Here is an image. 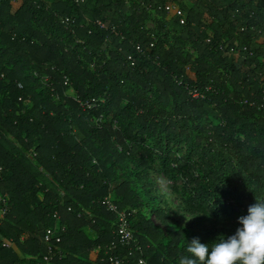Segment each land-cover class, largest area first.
Wrapping results in <instances>:
<instances>
[{"label": "trees", "instance_id": "16d2710c", "mask_svg": "<svg viewBox=\"0 0 264 264\" xmlns=\"http://www.w3.org/2000/svg\"><path fill=\"white\" fill-rule=\"evenodd\" d=\"M13 1L0 0V264H35L46 228L54 264H108L112 242L129 262L179 264L192 239L234 234L264 199V0ZM150 170L201 232L159 204Z\"/></svg>", "mask_w": 264, "mask_h": 264}, {"label": "clouds", "instance_id": "9594fccd", "mask_svg": "<svg viewBox=\"0 0 264 264\" xmlns=\"http://www.w3.org/2000/svg\"><path fill=\"white\" fill-rule=\"evenodd\" d=\"M238 223L240 227L227 238L221 235L210 244L198 238L188 241L190 255L181 256L179 264H264V199L255 197Z\"/></svg>", "mask_w": 264, "mask_h": 264}, {"label": "built area", "instance_id": "2783aa9c", "mask_svg": "<svg viewBox=\"0 0 264 264\" xmlns=\"http://www.w3.org/2000/svg\"><path fill=\"white\" fill-rule=\"evenodd\" d=\"M93 101L94 99L85 101L83 103V106L90 107ZM0 202L3 204L0 207V215H2L7 209L6 198L2 195H0ZM105 204L108 210L116 213L117 225L114 232L118 236V243L121 246L130 245L132 242H134V238L132 232L129 229L127 215L124 211L117 210L115 204L111 201L110 197L105 198ZM54 215L57 216L56 213ZM61 230H63V227L61 228ZM59 234L60 232L54 230L53 228H46L42 231V233L40 234V239L41 242L45 244L46 250L42 255L41 259L38 260L35 264H54L53 242L60 241ZM2 245L7 247L9 246V242L4 241ZM119 247L116 242H112V247L110 248L111 251H105V254L107 255L105 259L107 260L108 264H148L147 261L141 256L136 258L132 262H129L127 258H124L120 254L114 253L120 249ZM137 249H139V247H137ZM99 250L100 246H97L96 252H99Z\"/></svg>", "mask_w": 264, "mask_h": 264}, {"label": "rangeland", "instance_id": "374dc122", "mask_svg": "<svg viewBox=\"0 0 264 264\" xmlns=\"http://www.w3.org/2000/svg\"><path fill=\"white\" fill-rule=\"evenodd\" d=\"M19 3L20 0L13 1V6L17 7ZM148 25H152V21H148ZM150 174L154 177L153 179L156 180L155 194L159 199V204L167 208L172 217L177 220L179 224L189 226L190 229L201 232L204 222H201L197 215L189 214L182 209L176 194L170 187L171 183L156 173V171L150 170Z\"/></svg>", "mask_w": 264, "mask_h": 264}, {"label": "crops", "instance_id": "0c3cea01", "mask_svg": "<svg viewBox=\"0 0 264 264\" xmlns=\"http://www.w3.org/2000/svg\"><path fill=\"white\" fill-rule=\"evenodd\" d=\"M43 245L45 246V244L43 243ZM45 250H46V246H45Z\"/></svg>", "mask_w": 264, "mask_h": 264}]
</instances>
